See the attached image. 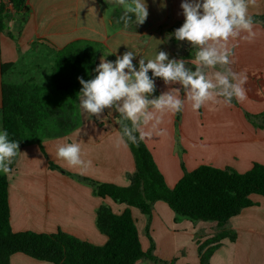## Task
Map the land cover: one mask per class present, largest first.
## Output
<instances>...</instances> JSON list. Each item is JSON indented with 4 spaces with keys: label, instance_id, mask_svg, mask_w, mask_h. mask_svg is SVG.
I'll return each mask as SVG.
<instances>
[{
    "label": "crops",
    "instance_id": "crops-1",
    "mask_svg": "<svg viewBox=\"0 0 264 264\" xmlns=\"http://www.w3.org/2000/svg\"><path fill=\"white\" fill-rule=\"evenodd\" d=\"M6 0H0L5 2ZM147 0L148 17L143 24L128 26L119 18L123 9L115 0H26L29 11L25 21L18 16L10 22L14 37L0 32V107L1 84L21 82L32 78H49L55 53L77 39L100 42L104 52L123 53L127 46L136 44L138 50L154 54L164 50L171 57L192 60L194 49L187 42L168 39L173 30L183 23L181 0ZM249 13L264 16V0H248ZM255 37L242 39L241 33L228 42L233 49L230 67L241 77L245 96L242 100L226 104L223 98L206 102L199 110H193L186 102L182 111L168 113L158 126L162 134L146 136L144 142L171 188L183 175L182 162L188 170L201 164L216 167L230 166L239 172L249 170L255 162L264 164V126L254 125L245 112H264V25L254 21ZM108 56L107 59L114 60ZM100 55L98 63L100 62ZM139 57L134 58L135 63ZM13 65L4 74L2 63ZM191 66L194 69V66ZM151 76V71L149 72ZM47 84V83H44ZM156 88L167 91L162 79L156 78ZM43 85V84H42ZM179 88V84L174 85ZM183 97V92L179 93ZM81 111V110H80ZM103 123L81 112L82 123L66 135L46 138L44 155L36 142L19 147L20 152L8 172L10 223L14 231L34 230L55 232L62 230L91 243L102 245L107 235L96 224L97 209L107 205L120 214L130 208L139 231L144 250L151 240L146 233L147 216L137 207L100 197L90 185L51 168L48 159L64 170L90 177L100 182L126 186L135 170V161L127 142L117 143L120 135L117 113L103 114ZM148 131V129H145ZM64 142H78L82 159L90 161L83 170L69 166L56 157V146ZM3 174V173H0ZM257 205L249 206L231 217L225 224L216 221L191 220L179 217L163 200L153 205L150 236L155 243V253L174 264H201L199 244L221 231L235 232V239L228 235L221 238L212 252L210 264H264V197L252 194ZM10 264H53L30 257L22 252L11 256ZM136 264H155L141 258Z\"/></svg>",
    "mask_w": 264,
    "mask_h": 264
},
{
    "label": "trees",
    "instance_id": "trees-1",
    "mask_svg": "<svg viewBox=\"0 0 264 264\" xmlns=\"http://www.w3.org/2000/svg\"><path fill=\"white\" fill-rule=\"evenodd\" d=\"M28 11L26 0L0 2V32L14 37L10 22L16 16L25 21ZM253 20L264 25L263 15H254ZM103 52L100 42L77 39L56 51L48 85L39 84L32 78L21 82L3 79L1 127L8 130L11 139L18 140L19 147L36 142L47 156L44 139L66 135L81 125V111L76 99L81 85L77 77L89 79L94 76L96 73L92 70ZM12 65L11 62L2 63V74ZM159 94L156 88L154 95ZM233 102L237 104L235 99ZM245 114L254 125L264 126V112L254 114L246 111ZM117 117L120 119L118 113ZM127 144L134 157L135 170L126 186L68 172L50 159L48 163L51 168L90 185L97 196H109L117 202L139 208L147 216L145 229L151 240L147 250L142 247L129 207L120 214L105 204L98 207L96 224L108 237L102 245L60 229L55 232L14 231L10 223L8 177L0 174V264H10L11 256L16 252L53 264H136L141 258L155 264H174L173 259L166 260L155 253V243L149 233L153 205L157 200L167 202L179 217L216 221L223 225L242 209L258 204L252 199V194L264 197L262 163L255 162L249 170L239 172L230 166L221 168L210 164L188 170L182 162L183 175L170 188L144 140ZM227 235L234 240L236 233L221 231L199 244L201 264H210L212 252L220 239Z\"/></svg>",
    "mask_w": 264,
    "mask_h": 264
},
{
    "label": "clouds",
    "instance_id": "clouds-1",
    "mask_svg": "<svg viewBox=\"0 0 264 264\" xmlns=\"http://www.w3.org/2000/svg\"><path fill=\"white\" fill-rule=\"evenodd\" d=\"M115 3L123 9L120 19L125 26L130 22L137 26L146 21L147 0H115ZM160 6L166 7L165 0H161ZM180 8L183 23L168 39L174 37L178 42H187L194 49L192 60L170 58L167 51L157 50L161 41H157L152 55L139 51L138 47L144 45L136 44H123L127 50L121 54L118 52L120 44L115 51L103 52L92 70L96 73L94 76L77 77L81 88L76 99L82 113L101 123L105 110L107 115L118 113V144H135L153 132L162 134L164 130L158 126L163 117L182 111L186 102L193 110H199L218 97L230 104L234 98L242 100L245 96L246 77L230 67L234 52L228 42L241 37V33H247L242 39L251 41L255 37L248 0H181ZM110 54L115 55L114 60L107 59ZM136 57L139 59L134 64ZM189 64L194 69L187 66ZM156 78L169 86L159 95H154ZM176 84L180 87H174ZM181 91L183 97L179 95ZM19 152L18 140L11 139L8 130L0 127V173L8 174ZM55 155L69 166L79 167L81 174L90 164L82 159L78 142L59 143Z\"/></svg>",
    "mask_w": 264,
    "mask_h": 264
},
{
    "label": "rangeland",
    "instance_id": "rangeland-1",
    "mask_svg": "<svg viewBox=\"0 0 264 264\" xmlns=\"http://www.w3.org/2000/svg\"><path fill=\"white\" fill-rule=\"evenodd\" d=\"M39 81L41 82L40 84H43V85H48L49 84V78H42V79H39ZM44 83H47V84H44ZM0 127H1V119H0Z\"/></svg>",
    "mask_w": 264,
    "mask_h": 264
}]
</instances>
